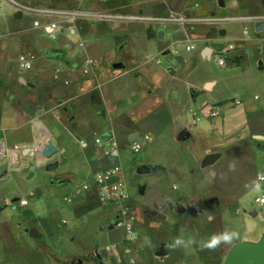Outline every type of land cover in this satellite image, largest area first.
Here are the masks:
<instances>
[{"label": "crops", "instance_id": "obj_1", "mask_svg": "<svg viewBox=\"0 0 264 264\" xmlns=\"http://www.w3.org/2000/svg\"><path fill=\"white\" fill-rule=\"evenodd\" d=\"M262 16L264 0H0V166L8 162L0 169V264L16 238L36 239L56 256L54 242L73 232L62 229L61 214L80 220L93 211L103 214L98 233L109 228L117 245L101 250L96 240L58 262L136 261L145 244L135 249L125 228L111 226L118 205L100 202L93 185L96 173L120 164L129 203L131 190L138 189L141 200L132 197L137 213L141 204L158 202L144 203L142 196L155 190L168 167L129 159L135 134L141 149L151 140L160 146L191 140L193 158L204 168L239 147L254 152L255 164V156L264 153V20L256 19ZM52 22L57 26L48 27ZM190 44L195 47L188 49ZM23 53L34 54L31 68L21 66ZM88 58L94 62L85 72ZM212 59L221 73L205 68ZM212 105L219 108L217 116L194 120L195 110L207 115ZM100 136L105 139L98 143ZM49 138L57 152L42 157ZM188 171L178 169L181 176ZM146 174L151 176L142 180ZM92 176L90 187L81 189L80 181ZM20 198L28 203L20 204ZM166 244L152 249L163 262L170 257Z\"/></svg>", "mask_w": 264, "mask_h": 264}, {"label": "rangeland", "instance_id": "obj_2", "mask_svg": "<svg viewBox=\"0 0 264 264\" xmlns=\"http://www.w3.org/2000/svg\"><path fill=\"white\" fill-rule=\"evenodd\" d=\"M205 68L213 69L214 73H221L219 71L221 67L215 59L207 60ZM171 141L160 146L156 140H151L139 151L131 148V151L129 150V159H152L155 164L168 167V170H165L166 176L156 180L155 190L150 187L142 196L144 203L156 200L158 202L151 205L141 204L140 215L132 199L134 197L137 203L141 200L138 189L136 192L131 190L128 205L136 215L134 247L138 249V243L144 244L145 237H148L151 243L145 244L146 247L141 251L140 257L130 264H169L182 261L186 264L188 262L219 264L235 243L243 241L241 238L247 237V241H260L264 235V205L259 204L258 196L262 190L264 191V181L261 182L259 191L245 186L257 179L256 169L264 170V153L257 154L254 158L255 164L252 165L253 151L241 147L229 148L216 163L204 168L193 158L194 148L191 140L186 143ZM230 164H235L234 170L229 169ZM181 166H188L189 171L184 176L178 172ZM122 167L125 172V167L123 165ZM213 172L216 174L215 178L211 175ZM149 175L151 176L143 175L141 179L145 180ZM84 181L92 182L93 176L81 180L80 183ZM189 183L190 186L186 188ZM181 206H184L183 212H180ZM118 208L113 218L118 215L120 210ZM209 216L213 217L211 222ZM102 217L100 211L85 213L80 220H76L73 214L63 213L59 218L64 227L62 229L70 228L73 232H69L70 237L54 242V246L59 247L55 250L58 251L56 256L50 250H43L46 247L36 239H27V242H24L21 238H16L14 245L5 249V261L2 264H60L58 258L62 259L65 255L68 258L74 251L85 252L96 240L101 245L99 246L101 250L107 243L116 246L117 244L111 240L109 228H106L102 235L98 233L100 228L97 225ZM64 218L69 219V222L65 223ZM121 227L125 228L115 226L117 229ZM225 230L237 231L239 238L230 244H221L215 250H201L198 243L187 249L167 247L177 236H183L185 239L191 237L199 241ZM162 242L167 243L166 249L170 253L165 262L154 253L160 249Z\"/></svg>", "mask_w": 264, "mask_h": 264}, {"label": "built area", "instance_id": "obj_3", "mask_svg": "<svg viewBox=\"0 0 264 264\" xmlns=\"http://www.w3.org/2000/svg\"><path fill=\"white\" fill-rule=\"evenodd\" d=\"M171 19H176L177 21L184 23L187 20V16L185 14H171ZM258 20H264V16L256 18ZM36 25L40 24L39 20L35 21ZM48 27L54 28L57 26L56 22H52L51 24L47 25ZM53 35V34H52ZM194 44H190L187 46L188 49L194 48ZM33 58L34 54L32 53H23L20 55V64L23 68H31L33 66ZM86 66L84 68L85 72H89L91 69V65L93 64L94 60L93 58H88L86 60ZM218 63L220 65H226L227 60L223 56H218ZM219 114V108L217 106H210L208 108L207 115L202 112V109H198L194 111V120L200 121L204 116L208 117H215ZM105 137L100 136L96 140L98 143L104 141ZM110 145L114 146L116 145V142L114 140L110 139ZM142 141L141 140H134L131 143V148L134 151H139L142 148ZM0 151L2 155H5V148L2 145L0 147ZM111 150H109L110 152ZM263 173V172H259ZM258 173V174H259ZM90 182H83L81 183V189H87L90 187ZM93 185L97 187L98 191V198L100 202L102 203H115L118 205V215L113 218L111 225L113 227L115 226H124L125 229L134 234L135 229V222H136V215L132 209L128 205V200L130 197V190L128 187V182L126 179V176L124 174V169L120 164H115L112 166H108L104 168L103 170L96 173L93 181ZM264 196V191H262L258 197ZM20 204H27L28 199L27 198H20L19 199ZM261 205H264L262 203H259Z\"/></svg>", "mask_w": 264, "mask_h": 264}, {"label": "water", "instance_id": "obj_4", "mask_svg": "<svg viewBox=\"0 0 264 264\" xmlns=\"http://www.w3.org/2000/svg\"><path fill=\"white\" fill-rule=\"evenodd\" d=\"M131 138L133 140H142V138L137 136V134ZM40 152L42 157H50L57 152V146L54 141L49 138L47 142L40 148ZM219 157L220 154L211 156L209 163L215 162ZM7 167L8 162H4L1 164L0 169L5 171ZM30 232L36 237L40 235L36 231V228L30 230ZM223 264H264V235L260 241L254 242L243 240L236 243L227 255Z\"/></svg>", "mask_w": 264, "mask_h": 264}, {"label": "clouds", "instance_id": "obj_5", "mask_svg": "<svg viewBox=\"0 0 264 264\" xmlns=\"http://www.w3.org/2000/svg\"><path fill=\"white\" fill-rule=\"evenodd\" d=\"M230 170L235 169V164L229 165ZM212 177L215 178V173H211ZM223 178V177H222ZM264 181V173H259L258 178L254 181H252L250 184L246 185L245 187L250 188L251 190H260L261 182ZM258 202L264 204V196L258 197ZM209 222L213 219V217H208ZM129 239L135 240V234H132L129 231ZM239 238V233L237 231H229L225 230L219 233H214L207 239H200L199 241L195 240L194 238H187L185 239L183 236H177L174 238L171 244L167 245V247H170L172 249H178V248H190L195 244H199V247L201 250H215L218 248L221 244H230L234 240ZM151 241L148 237H145L144 244L150 245Z\"/></svg>", "mask_w": 264, "mask_h": 264}]
</instances>
